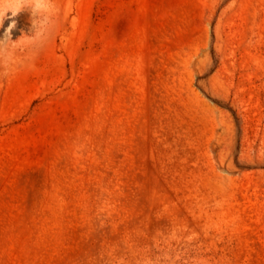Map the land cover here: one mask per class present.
<instances>
[{
  "label": "rangeland",
  "instance_id": "obj_1",
  "mask_svg": "<svg viewBox=\"0 0 264 264\" xmlns=\"http://www.w3.org/2000/svg\"><path fill=\"white\" fill-rule=\"evenodd\" d=\"M33 7L0 27V264H264V0Z\"/></svg>",
  "mask_w": 264,
  "mask_h": 264
},
{
  "label": "clouds",
  "instance_id": "obj_2",
  "mask_svg": "<svg viewBox=\"0 0 264 264\" xmlns=\"http://www.w3.org/2000/svg\"><path fill=\"white\" fill-rule=\"evenodd\" d=\"M44 2L45 0H0V27H3L5 19H11L12 21L4 30L3 36H8L11 39V32L16 27V21L12 18L17 17L27 5L33 4L32 11L35 13L41 9ZM5 4L9 7H4ZM2 39L3 37L0 38V40Z\"/></svg>",
  "mask_w": 264,
  "mask_h": 264
}]
</instances>
